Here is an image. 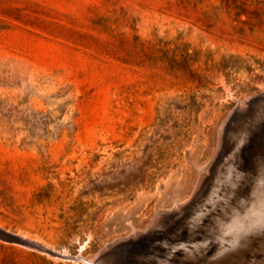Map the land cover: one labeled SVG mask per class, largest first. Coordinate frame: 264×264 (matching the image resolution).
<instances>
[{
  "label": "rangeland",
  "instance_id": "1",
  "mask_svg": "<svg viewBox=\"0 0 264 264\" xmlns=\"http://www.w3.org/2000/svg\"><path fill=\"white\" fill-rule=\"evenodd\" d=\"M262 92L264 0H0V227L85 260L157 246ZM0 264L85 263L0 239Z\"/></svg>",
  "mask_w": 264,
  "mask_h": 264
},
{
  "label": "bare ground",
  "instance_id": "2",
  "mask_svg": "<svg viewBox=\"0 0 264 264\" xmlns=\"http://www.w3.org/2000/svg\"><path fill=\"white\" fill-rule=\"evenodd\" d=\"M261 94L264 95V92ZM251 97H245L238 104L240 115L249 116L243 123L246 124L244 121H247L249 125H240L235 132H229V125L226 124L220 131L221 144L223 146L227 142L230 159L228 165H223L225 167L217 175H210L212 184L201 208L192 213H185V209L182 212L177 210L173 216L159 217L161 220H157L158 224L164 225L173 218V222L169 224L174 230L179 229L178 234H172L169 239L165 237L158 240L157 246L150 245L146 236L137 237V246H129L128 240L117 243L113 241L107 243L102 250L109 249L107 260H85L88 264H264V207L257 206L264 198V183L248 180L253 165L260 173H264V148H254L252 151L247 149L251 136L264 127V102L248 106L246 101ZM203 167L201 176L206 175L210 169ZM204 177L197 193L205 188L202 185ZM253 197L255 199L252 201ZM174 222L179 226L176 227ZM169 224L165 229L162 227L164 232L169 231ZM19 236L30 242L24 243L28 248L35 246L31 244L33 242L42 246L39 251L48 249L49 245L39 238ZM48 250L53 256H68L67 252L62 254L56 248ZM258 251L262 254H258Z\"/></svg>",
  "mask_w": 264,
  "mask_h": 264
},
{
  "label": "water",
  "instance_id": "3",
  "mask_svg": "<svg viewBox=\"0 0 264 264\" xmlns=\"http://www.w3.org/2000/svg\"><path fill=\"white\" fill-rule=\"evenodd\" d=\"M260 102H264V95H262L261 93L260 94H257V95H254L252 96L251 98H249L246 103L248 106H256L258 105ZM239 106L237 107V113H240V110H239ZM257 118V117H256ZM249 124V123H248ZM256 169V168H255ZM254 169V167L252 166L251 170V175L249 176V182L251 180H258V181H262V183H264V173H260L257 174V171ZM259 175V177H257V175ZM0 239L4 240V241H12V242H22L23 244L24 243H30L28 240H25L23 238H21L19 235L15 234V233H12L2 227H0ZM32 245H35L33 248H36L38 250H40V247H42L41 245H38V244H34L33 242H31ZM46 252H48L49 250L48 249H44ZM43 250V251H44ZM109 250V249H108ZM108 250L106 251H100L98 256L96 257L95 260H107L108 256H107V252ZM50 253V252H48ZM59 256V255H58ZM61 256V255H60ZM61 257H64L66 259H71V260H78V261H82L83 263L85 264H88V262L85 261V259L81 258V257H74V256H61ZM92 264V263H91ZM97 264V263H96Z\"/></svg>",
  "mask_w": 264,
  "mask_h": 264
}]
</instances>
